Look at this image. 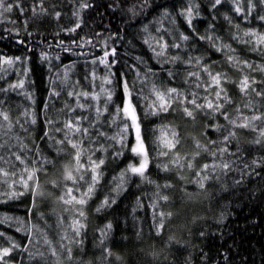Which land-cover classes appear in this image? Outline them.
Wrapping results in <instances>:
<instances>
[{
    "label": "trees",
    "instance_id": "trees-1",
    "mask_svg": "<svg viewBox=\"0 0 264 264\" xmlns=\"http://www.w3.org/2000/svg\"><path fill=\"white\" fill-rule=\"evenodd\" d=\"M84 2L6 0L13 10L0 16V58L13 60L11 65L0 63V89L23 82L22 88L0 92V112L9 116L8 121L0 118V129L11 125L4 133L11 138L0 149V168L10 173L0 175V249H12L0 264H264V120L237 128L225 115L177 102L191 100L193 94L200 104L206 103L204 97L215 101L218 89L209 87L208 69L222 74L221 87L231 101L222 110L228 117L244 123V116L264 115V96L256 95L264 92V45L245 35H264V4L223 0L213 8L214 0H86L89 7L81 8ZM113 50L107 65L99 63ZM67 71L72 72L69 78ZM245 76L255 83L242 93ZM104 77L111 80V100L97 119L92 108H76L69 93L76 86L92 92L81 79ZM125 83L149 164L143 178L127 173L121 184L112 178L136 161L131 133L122 132ZM154 86L183 95H173L167 112L152 114L149 105H159ZM184 107L193 110V117L184 114ZM68 119L90 129L91 139L74 136L84 150L81 162L90 169L89 157L104 161L78 216L67 215L60 199L63 189L73 187L70 181L63 184L65 168L76 167L75 150L57 143L64 132L56 129H64ZM173 131L179 143L161 156L168 151L161 140L171 139ZM229 132L236 135L225 141ZM121 134L123 144L110 139L119 140ZM222 148L227 152L221 154ZM13 153L25 162L16 161ZM177 158L181 166L173 163ZM189 161L193 168L187 167ZM222 163L230 168L212 170ZM205 164L209 168L196 175ZM38 165L29 182L35 192L24 189V169ZM88 172L82 173L87 182H79L78 197L91 184ZM164 195L166 201L159 198ZM51 203L60 209L56 217ZM74 220L83 224L79 236L72 229Z\"/></svg>",
    "mask_w": 264,
    "mask_h": 264
},
{
    "label": "snow or ice",
    "instance_id": "snow-or-ice-1",
    "mask_svg": "<svg viewBox=\"0 0 264 264\" xmlns=\"http://www.w3.org/2000/svg\"><path fill=\"white\" fill-rule=\"evenodd\" d=\"M222 2H223V0H214L212 7L216 8ZM259 2L264 4V0H259ZM87 7H89V5L85 0V2L81 4V8H87ZM254 7H255V5L250 6L249 14H251V11L254 9ZM12 10H13V5L11 3H6V0H0V16H2L5 13H10ZM235 11L239 14L241 12V8L239 6H237L235 8ZM191 12H192V9L189 8L188 13L191 14ZM56 15L59 16V13H57ZM74 15H78V13H74ZM260 19L262 21H264V16H261ZM75 27L79 28L80 24L77 23ZM69 31H75V28L70 29ZM245 35L246 36H256V43L258 45H264V35L257 34L255 32H246ZM182 38L184 40L188 39V37H186V36H184ZM162 47H164V45H162ZM176 47H179V45H176ZM114 54H115V50H113L112 53L105 52L104 57L100 58L99 63L107 65L108 61L106 58L109 55H114ZM157 55H163V52H159V53H157ZM42 58H44V57L42 56ZM18 59L19 58H17V60ZM174 59H178V57L174 58ZM0 63L6 64V65H11L13 63V60L0 58ZM94 63H95V61H94ZM246 66L251 67V65H246ZM204 71L208 72V75H209L210 80H211L209 87L215 86L218 89L215 92V101L208 99V97H204L206 103L200 104L197 102L196 94H193V98L191 100H188L187 97H185L184 100H179L177 102L185 103V104H191L193 106V108L196 110L207 109L213 114L225 115V119L228 120L229 125L235 126L237 128L253 127L252 121L264 120V115H260V116L253 115L250 118L247 116H244L243 117L244 123H237V120H234V119H231L230 117H228V115L225 112H223L222 110L224 108V105L226 103H231V101H230L229 97L227 96V93L224 91L223 87H221L222 74H220V73L212 74L211 72L208 71V69H204ZM169 75H171V73ZM189 76H197L198 77L199 74L198 73H189ZM106 82L111 83V80H106ZM254 83H255V81H250L249 78L247 76H245L240 82V91L242 93H246L251 88V85ZM22 87H23V82L21 81L17 84L9 85L8 89H0V92L6 93L10 89H17V88H22ZM124 87H125V100H124V106L120 111L123 112V114L126 118L131 120V125L125 124V127L122 130V132H126L129 127L135 129V135H136V142L137 143H136V146L131 149V151L134 154H136L137 156L142 157V159L140 160L139 166L129 165V168L126 171L131 172L133 175H137V176H140L143 178L145 176V171H146L148 164H149L148 154L145 150L143 140L141 139V128H140L139 122L137 121L135 109L132 106V102L130 99L131 93L128 89L127 83H125ZM197 87H199V85H197ZM152 91L156 97V100L159 101L158 106L155 105V102H153V104L149 105V107L153 109L152 114H157L158 111L167 112L173 103V95L174 94H176L178 96L183 95L182 93H178L177 89H175V88H168L167 91L164 92V91H161L160 89H158L154 86ZM206 91H207V89H206ZM252 91H256V90L253 88ZM54 94H56V93H54ZM73 95H74V93H71V92L69 93L70 97ZM75 95L83 96L86 99L87 98H90L92 100L97 99L96 96L90 97L88 92H80V93H76ZM256 95L257 96H264V92L256 91ZM108 99L109 100L111 99V95H109ZM220 101H222V102H220ZM3 103H4V101L0 100V104H3ZM78 107L84 108V105L79 104ZM183 111H184V114L186 116L193 117V110H190L188 107H184ZM237 111H239V109H237ZM102 114L103 113H101L99 110H97V119ZM25 115H27V113H25ZM0 118H2L3 121L9 120V116L5 112H0ZM82 119H88V118L84 117ZM32 122L35 123L34 120ZM17 123H19V121H17ZM48 123L51 125L53 123V121L49 120ZM0 127H2V125H0ZM21 127H23V125H21ZM9 130H11V125H9ZM56 131L57 132H61V131L64 132V140L63 141H57V143H65L66 142L67 144H69L71 146V148L73 150H75V156L73 157V159L76 161V167L74 169L66 167L65 172H64V180L70 181L73 185V187H67V191H66V196H69L71 198L67 199V198H65V196H61L60 199L63 201L64 204L84 205L86 203V198L90 197L92 192L94 191V186L98 182V175H99L98 169L104 163V161L100 160L99 163H97L96 161L92 160L91 157H89L88 162L90 164V169L88 167H86V165L84 163L81 162V157L84 154V150L81 149L79 143L74 142V136H75V134L79 133L82 136L87 137L88 139H91V134H90L89 128H83V127H81L79 122H77L73 119H68L64 123V129L57 128ZM45 135L48 136L49 133L46 132ZM97 135L98 136H104L105 133L97 132ZM171 135H172L171 139H168L167 137H165L164 139L161 140V147L168 149V151H161L160 152L161 156H167L168 153L171 150L175 149L177 144L179 143V139L177 138V135L174 131L172 132ZM235 135L236 134L234 132H229L228 135L224 136V140L229 141L230 137H235ZM260 137H264V129L260 130ZM110 139L114 140L117 143L123 144L124 138H123V135L121 134V138L119 140H116V137H111ZM256 142L260 143L261 141L258 138ZM4 147H5L4 144H0V149H3ZM23 147H26V146H23ZM198 147H199V145H198ZM205 151H208V149H205ZM219 152L221 154H224L225 152H227V149L222 148L219 150ZM199 154L200 153H196V155H199ZM13 155L15 157V160L19 161L21 164H23L25 162L24 159L22 158V155H19L16 153H13ZM212 155L215 156L216 153L213 152ZM3 159H4L3 156L0 155V160H3ZM4 162L5 163H11L10 161H4ZM31 163L36 164V161L33 160V161H31ZM173 163L177 166H181L179 158H177ZM253 163L255 164V163H257V161H253ZM187 167L193 168V164L191 161H189L187 163ZM221 167L224 169H229L230 165H229V163H222L219 165H214V166H212V170L215 171L217 168H221ZM208 168H209V165L205 164L203 166V168L199 172L196 173V175H198V176L201 175V173L204 172L205 170H207ZM38 170H39V165L35 168H32V169H28V168L24 169L25 176H22L20 179V184L23 186L24 189L35 192V190L31 188V185L29 182L34 179ZM89 170L92 173L91 184H89L87 191L83 192V194L81 195L80 198H77V196L74 193L76 191H79V182L80 181L87 182L85 179V175L82 173L88 172ZM164 170L165 171L169 170L167 165L164 166ZM9 174L10 173L7 170H5L4 168H0V175L7 177ZM13 175H14V173H13ZM203 178L207 179V176L205 175ZM200 187L201 188L204 187V184L202 182L200 183ZM23 194L24 193H20V195H23ZM12 195L15 196L16 193H12ZM159 198L161 200H164V201H166L168 199V197L166 195L160 196ZM105 203L107 204L108 201H105ZM66 211H67V209H66ZM79 215L83 216L84 215L83 211H80ZM161 216H163V213H161ZM82 228H83V224H81L78 220L73 221L72 229L77 236H79L80 230ZM0 235H3V234L0 233ZM44 243L48 244L49 242L47 240H45ZM13 247H17V246L14 245ZM61 247H63V245H61ZM11 251H12V249H10V248L0 249V260H2L4 257H8L10 255ZM52 255L53 256L56 255L55 251L52 253ZM5 264H6V262H5Z\"/></svg>",
    "mask_w": 264,
    "mask_h": 264
},
{
    "label": "rangeland",
    "instance_id": "rangeland-1",
    "mask_svg": "<svg viewBox=\"0 0 264 264\" xmlns=\"http://www.w3.org/2000/svg\"><path fill=\"white\" fill-rule=\"evenodd\" d=\"M71 74H72V72L67 71L66 74H65V77H66V78H69V76H71ZM62 76H63V75H62ZM65 77H64V78H65ZM106 80H109V79L106 78V77H104L103 79H99V80H98L97 78H93V79H91L90 82L87 81V80L81 79L82 84H83L85 87H87L88 89H90L92 92H89V91H86V90L79 89L78 86H76V88H74V89H77V90H74V95L72 96V97H73L72 99H73L74 102H75V106L77 105L76 108H78V105H79V104H83V105H84V108H81V109H82V110H87V109H89V108H92V109H93V114H94V113L97 114V110H99L101 113H103L104 111H107V109H108V105L110 104V100H111V99H110V100L108 99L109 95H111V93H110L111 88H110V86H109V83L106 82ZM72 84L75 85V82H73ZM80 92H88L89 95H90V97H91V96H96L97 99L92 100V99H90V98H87V100H90L91 103L86 104L85 101H82V100H86L85 97H83V96H79V95H75L76 93H80ZM101 95H103L104 97H99V96H101ZM78 99H81L82 103H78ZM105 100H106V102H105ZM123 106H124V101H123L122 108H123ZM132 106H133V105H132ZM133 108H134V107H133ZM136 117H137V115H136ZM122 118H123V120L125 121V124L131 125V120L128 119V118H126V117L124 116L123 112H122ZM117 119L119 120V115H117ZM137 121H138V119H137ZM124 126H125V125H124ZM123 129H124V128H122V130H123ZM8 130H9V127L7 128V125H4V126H3V131H2V129H0V137H1L0 140H2L0 144H5L6 140H7L8 138H9V139L11 138V137L6 136ZM128 130H129V132L131 133V136H132V143H131V149H132L133 147L136 146V143H137V142H136L135 129L129 127ZM4 133H6V134H4ZM124 140H125V138L123 139V142H124ZM119 144H120V143H119ZM145 150H146V149H145ZM130 152H131V153L135 156V158H136L135 163L130 162V163L126 166V168L124 167V168L121 169V171L117 172V173L114 175V177L112 178V180H111L113 183H116V182H117V183H121V184H123V183H124V179H125V177H126V174H127V173H131V172H127V171H126V170L129 168V165L139 166V163H140V160L142 159V157L137 156V155L134 154L131 150H130ZM63 167H66V166H63ZM88 173H89L90 176L92 175V173H91L90 170H89ZM62 180H63V184H67V183H64L65 180L63 179V177H62ZM49 183H50V182H49ZM68 184H69V182H68ZM66 191H67V189H63V191H62V195H63V196L66 195ZM182 194H183V193H182ZM47 195H48V193H47ZM44 197H46V196L44 195ZM67 197H69V196H67ZM70 198H71V197H69L68 199H70ZM77 198H80V197L77 196ZM51 204H52V203H51ZM53 204H54V203H53ZM53 204H52V205H53ZM62 205H63L65 208H67V212H66V214L69 215V216H70V215L73 216V214H75L76 216H78V210L82 207V205H76V204H64V203H62ZM52 207H53V209L50 211V213L53 214V215H55V217L58 216V212L60 211V209L57 208L58 206H57L56 204H54ZM59 224H60V222H59ZM59 240L63 242V239H62V238H59Z\"/></svg>",
    "mask_w": 264,
    "mask_h": 264
}]
</instances>
